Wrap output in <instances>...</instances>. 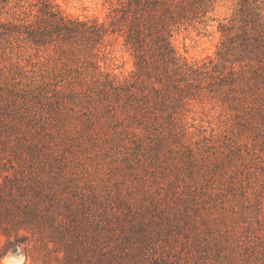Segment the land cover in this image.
I'll list each match as a JSON object with an SVG mask.
<instances>
[{
  "label": "trees",
  "instance_id": "1",
  "mask_svg": "<svg viewBox=\"0 0 264 264\" xmlns=\"http://www.w3.org/2000/svg\"><path fill=\"white\" fill-rule=\"evenodd\" d=\"M36 1V22L0 23V33L52 48L62 77L20 96L0 85L2 247L23 230L40 243L29 254L40 264H264L261 209L241 182L171 146H182L188 99L263 77L264 0H238L219 22V60L233 54L251 68L236 78L233 66L224 74L187 62L170 41L174 25L206 24L217 0H117L108 24ZM115 32L135 66L121 82L96 59Z\"/></svg>",
  "mask_w": 264,
  "mask_h": 264
},
{
  "label": "rangeland",
  "instance_id": "2",
  "mask_svg": "<svg viewBox=\"0 0 264 264\" xmlns=\"http://www.w3.org/2000/svg\"><path fill=\"white\" fill-rule=\"evenodd\" d=\"M63 14L79 19L97 18L108 24V13L117 0H50ZM238 0H217L210 18L205 23L184 22L172 27L170 41L177 54L189 63L207 64L213 70L226 74L231 66L235 78L245 71L250 77L251 68L246 61L219 60L216 51L222 39L219 22L233 18ZM36 0H0V23H34L41 15ZM236 26L239 25L235 21ZM3 28L0 27V31ZM11 34L0 33V85L12 88L20 96L23 91L52 78L59 79L60 62L52 48L35 50ZM96 59L101 73H109L117 81L130 78L134 71V59L124 44L120 33L106 35L96 49ZM45 75V76H43ZM250 84V83H249ZM184 113L177 120L178 146L172 138L169 143L175 149L189 147L194 154L207 160L211 166L219 164L241 182L238 186L247 190L252 205H259L261 221L256 229L264 231V74L250 85L236 79L227 83L222 91L201 93L187 100ZM92 170V166H90ZM237 203V202H236ZM237 205V204H236ZM17 236V244L2 247L5 236L0 233V258L19 247L27 264L33 262L29 254L33 245L40 243L27 236L23 230ZM13 239V236L10 237ZM28 254V256H26ZM45 255L44 252H41ZM55 264V261H50ZM49 264V263H46Z\"/></svg>",
  "mask_w": 264,
  "mask_h": 264
},
{
  "label": "clouds",
  "instance_id": "3",
  "mask_svg": "<svg viewBox=\"0 0 264 264\" xmlns=\"http://www.w3.org/2000/svg\"><path fill=\"white\" fill-rule=\"evenodd\" d=\"M0 264H27V260L22 250L18 247L15 253L10 251L6 256L0 258Z\"/></svg>",
  "mask_w": 264,
  "mask_h": 264
}]
</instances>
